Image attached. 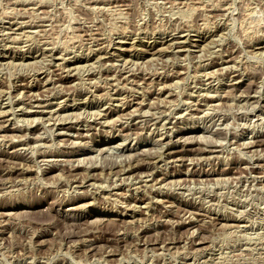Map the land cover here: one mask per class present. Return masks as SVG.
<instances>
[{
	"label": "rangeland",
	"instance_id": "rangeland-1",
	"mask_svg": "<svg viewBox=\"0 0 264 264\" xmlns=\"http://www.w3.org/2000/svg\"><path fill=\"white\" fill-rule=\"evenodd\" d=\"M263 140L264 0H0V264H264Z\"/></svg>",
	"mask_w": 264,
	"mask_h": 264
},
{
	"label": "bare ground",
	"instance_id": "bare-ground-1",
	"mask_svg": "<svg viewBox=\"0 0 264 264\" xmlns=\"http://www.w3.org/2000/svg\"><path fill=\"white\" fill-rule=\"evenodd\" d=\"M210 76V75H209ZM20 93V92H19ZM264 141V140H263Z\"/></svg>",
	"mask_w": 264,
	"mask_h": 264
}]
</instances>
